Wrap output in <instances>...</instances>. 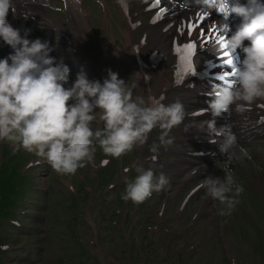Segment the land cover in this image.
I'll return each mask as SVG.
<instances>
[{
  "label": "clouds",
  "instance_id": "obj_1",
  "mask_svg": "<svg viewBox=\"0 0 264 264\" xmlns=\"http://www.w3.org/2000/svg\"><path fill=\"white\" fill-rule=\"evenodd\" d=\"M74 2L79 5L81 0ZM10 14L16 19L15 0H0V42L12 50L0 58V141H7L13 153L23 149L46 161L58 175L72 176L94 163L97 148L105 157L118 158L145 144L153 129L160 132L151 152L174 143L170 133L187 114L179 99L163 103L134 95V86L112 69L102 82L89 79L81 69L69 85L70 69L50 55L54 50L50 42L29 39L30 28L21 34L9 22ZM231 14L241 21L234 30L228 22ZM216 29L231 54L239 50L243 55H232V79L212 86L207 108L199 112L210 113L211 119L201 121L200 127H206L210 137H222L220 151L230 161L236 136L227 124L218 128L216 118L243 114L264 101V0L235 4L216 21ZM239 151L247 155L243 148ZM222 170V177L205 176L201 187L219 201L220 214L227 216L244 189L227 164ZM134 171L125 181L121 196L125 201L142 203L169 184L163 172L156 175L143 164H136Z\"/></svg>",
  "mask_w": 264,
  "mask_h": 264
},
{
  "label": "rangeland",
  "instance_id": "obj_2",
  "mask_svg": "<svg viewBox=\"0 0 264 264\" xmlns=\"http://www.w3.org/2000/svg\"><path fill=\"white\" fill-rule=\"evenodd\" d=\"M36 9H37V13L34 15L36 19H43V17L45 16H48L51 19H53L57 15V14H54L53 11L44 9L39 6H37ZM39 14H42L43 16L38 17ZM88 14L90 15L91 19L92 20L94 19L96 22L98 18L97 10L95 11V13H93L92 11L91 12L92 15L90 13ZM115 18L112 14H109L106 18L105 32L100 34L98 38H93V40L95 41L99 40L100 48L105 54V56L108 58L109 65L113 66L115 71H121L124 66L118 60V58L113 54L114 45L109 43L113 39H115L114 43L118 42V40L115 37H113L111 33H113V35L114 33H116L118 36H120L118 32V27L114 23V21L116 22ZM11 24L16 28H19L17 26V20H13ZM25 27L30 28L32 30L31 34L28 37L29 39L40 38L41 40H48L50 42V45L54 48L53 52H51L50 55L55 57L57 61H60L62 59L63 63L66 64L70 69L69 82H68L70 85L72 81L75 79L71 77L73 76L76 77L74 75L75 68L78 67L75 64L73 56L68 54L61 47V45L55 41V39L50 33L43 31L39 26L33 24L30 21H28L27 23L23 22L20 28L21 34H23V29ZM11 51L12 50L10 49V47L0 42V54H3V55L4 53L9 54ZM82 69L87 73L89 79L98 80V78L94 76L89 70H87V68L86 70L84 68ZM80 70H78V72ZM94 126H100V125L94 124ZM238 148L239 149L243 148L249 155L254 156L255 162L258 163L257 168L259 170L262 169L260 167H263L264 160H262V158L264 157L255 155V153H257V148H260L259 145H255L253 143H247L246 146L241 145ZM128 153L126 154V156L124 155L123 161L127 162V160L131 159L130 151ZM101 155H103L101 150L97 148L95 161H98ZM1 159H2V155L0 154V161ZM23 160L24 158L20 159V161H23ZM114 162H118L116 158H114ZM4 167L11 168V164L7 161L4 164ZM89 171H90V168L88 165H86L84 168L78 169L75 175L61 176V175H55L54 173L55 171L49 165L48 167H42L40 169L41 174H39L38 181L36 184H38L43 190H41L42 192L34 194V198H38L39 203L35 207H32L31 210L27 212L26 214L19 216V218H22L23 220H25L27 225L31 226L30 230H28L27 232H24L22 230L12 229L9 226L7 229L5 228L4 225L1 228V233H2L1 236L5 241L12 240L15 238H21L22 240L26 239L25 248L21 251L9 253L7 256L3 257L2 264H62L63 262H68L69 264H78L80 259H83L85 264H94L93 259H90L87 256H85L81 252V250H79L78 247L72 243V239L69 237V234L73 237V239L75 235H72L70 231L68 232L66 231V228L68 227V223L71 222L69 220L71 219L73 214H76L78 217L75 220V223L78 225L80 232L86 228L85 223L81 219V206L83 205L84 202L83 200L80 199L79 196L75 199V201L73 202L70 201V197L72 195L70 193L68 194V191L66 187L62 184L61 179L59 180L60 177H63L66 180H71L73 184H76L79 182V177H78L79 174H84L85 176H88ZM1 177L0 179L2 180L7 179L9 181H12L14 184L18 183L17 182V178H18L17 170L15 172H9L7 176L3 175ZM91 182L92 181H89L87 185L93 187V185L90 184ZM103 189L104 187L102 185L96 186V190L98 191L103 190ZM17 193L19 192L17 191ZM8 194H9L8 191H0V202L2 201L3 195H8ZM89 194L90 195L88 196L86 202L92 208L94 207V210H97L103 198L100 195V192L92 193L91 191ZM69 195L71 196L69 197ZM69 202L71 203L69 204ZM0 205H3V203ZM26 205L28 204L26 203ZM117 205L119 204L115 201V196L111 194L106 196V202H105L106 210L107 209L110 210L111 207H116ZM173 205L174 204H172V201L170 200L168 204V208H167L168 211L170 212L169 214H167V216L171 214ZM52 210L55 216L57 217V222H55V220L52 218V215H51ZM236 218H239V219L241 218L240 213L236 215ZM63 223L66 225L65 229H63L64 227ZM168 225H171V223H168ZM142 227L143 226L140 225L138 226L136 230L135 235H137V239L143 235ZM237 233L241 235V231H238ZM30 235H33L31 236V238L32 237L34 238L33 239L28 238V236ZM104 235H105V242L115 252L117 250V243L115 242L116 234L113 231L111 233L104 234ZM113 235H114V238L112 241ZM253 236L254 234L250 233V236H248L246 239L235 241V245H236V248L240 256L239 264H264V258L261 256V254L256 249L254 250L252 247V239H254ZM211 242H212V239L209 238L205 242V245L207 246L211 245ZM204 257L206 260L205 261L206 264H226L227 263L226 259L216 254L213 251V249L212 251L211 250L205 251Z\"/></svg>",
  "mask_w": 264,
  "mask_h": 264
},
{
  "label": "snow or ice",
  "instance_id": "obj_3",
  "mask_svg": "<svg viewBox=\"0 0 264 264\" xmlns=\"http://www.w3.org/2000/svg\"><path fill=\"white\" fill-rule=\"evenodd\" d=\"M158 2V0H157ZM206 16V13L204 16H201L200 14H197V18L200 20H203ZM193 31H198L196 24L193 22L192 24L188 25L187 28V35L189 37L192 36ZM200 36L205 37L206 32L199 33ZM210 40H215L216 45H218V48L220 50V60L222 61V64L227 66L230 71L225 72L223 75L219 76L218 79L221 81H224L227 76L233 75V66H234V60L232 57V54L227 50V46L224 42V37L217 34L214 37H207L206 42ZM197 41L195 39H191L189 42L183 43L182 45H178L175 47V51L177 53H180L182 50L187 53L185 56H181L180 59L184 60L187 64V69L189 71L195 72V68L192 65L191 57L197 52ZM264 107V105H262ZM199 115V113H196Z\"/></svg>",
  "mask_w": 264,
  "mask_h": 264
},
{
  "label": "bare ground",
  "instance_id": "obj_4",
  "mask_svg": "<svg viewBox=\"0 0 264 264\" xmlns=\"http://www.w3.org/2000/svg\"><path fill=\"white\" fill-rule=\"evenodd\" d=\"M26 0H15V6L17 7V15L22 20H26L30 18V15L33 14L34 8L25 5ZM73 10V9H72ZM78 10V9H77ZM78 17L80 18V13H78ZM12 18L11 14L8 19Z\"/></svg>",
  "mask_w": 264,
  "mask_h": 264
}]
</instances>
